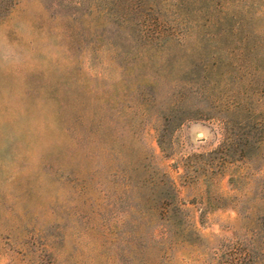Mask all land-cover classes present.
I'll return each mask as SVG.
<instances>
[{"label": "rangeland", "instance_id": "1", "mask_svg": "<svg viewBox=\"0 0 264 264\" xmlns=\"http://www.w3.org/2000/svg\"><path fill=\"white\" fill-rule=\"evenodd\" d=\"M0 264H264V0H0Z\"/></svg>", "mask_w": 264, "mask_h": 264}]
</instances>
